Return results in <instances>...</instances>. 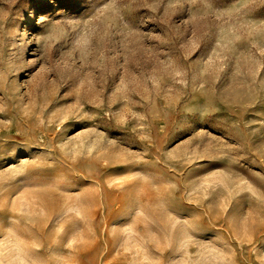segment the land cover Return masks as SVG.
Masks as SVG:
<instances>
[{
	"label": "rangeland",
	"instance_id": "374dc122",
	"mask_svg": "<svg viewBox=\"0 0 264 264\" xmlns=\"http://www.w3.org/2000/svg\"><path fill=\"white\" fill-rule=\"evenodd\" d=\"M0 264H264V0H0Z\"/></svg>",
	"mask_w": 264,
	"mask_h": 264
}]
</instances>
